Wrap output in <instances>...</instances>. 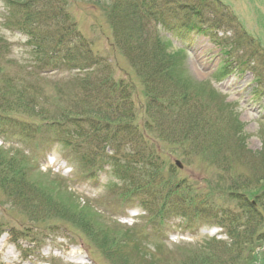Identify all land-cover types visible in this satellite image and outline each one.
<instances>
[{
	"label": "rangeland",
	"instance_id": "1",
	"mask_svg": "<svg viewBox=\"0 0 264 264\" xmlns=\"http://www.w3.org/2000/svg\"><path fill=\"white\" fill-rule=\"evenodd\" d=\"M5 1L0 0V44L11 49L0 50V55L5 57L7 52L11 57L0 62L1 111L16 114L20 121L33 120L41 127L74 115L86 119L94 115L89 111L83 83L102 87L122 83L128 102L133 104V123L145 124L159 160L164 159L159 170L164 180L192 187L191 203L201 194L207 199V214L219 220H203L205 224L198 225L194 234L185 233L184 222L176 220L144 231L150 236L140 235L150 215L124 203L125 185L114 179L111 167L97 169L72 163L60 147L48 151L39 144L40 137L28 134L26 140L16 137L0 142L6 148L0 151V264H237L229 256L228 248L233 244L229 232L246 228V216L254 209L251 200L258 218L251 216L253 222L247 228L260 240L251 238L248 247L253 251L247 259L256 257V264H264V199L255 195L264 193V0H189L200 12L197 23L202 21L205 32L223 43L224 51L232 57L217 47H198L204 42L194 33L188 42L183 40L185 43L171 38L174 33L168 32V24L174 30L175 23L185 26L195 20L181 16L174 20L160 5L169 21L150 18L141 26L140 21L131 19L132 24L124 26L127 33L121 35L115 25L118 16L113 24L109 20L113 0L61 1L59 10L67 12L81 38L77 36V43L64 42L59 49L63 59H57L56 68L34 75L29 89L22 84L13 88L11 81V75L19 72L29 56L25 35L11 28L22 14L4 7ZM56 28L51 26L48 32ZM64 36L68 37L67 32ZM118 36L149 39V46L143 49L151 47L157 37L162 41L170 38L163 58L159 53L156 58L152 55L150 63L164 65L180 58L185 69L183 82L175 74L172 84L159 78L147 80L148 88L154 95L159 91L163 99L156 95L159 101L144 98L134 60L136 47H126L127 40ZM83 50L90 55L85 56ZM66 51L72 54V61ZM93 58L100 65L91 64ZM225 63L229 64L227 73L221 70ZM110 92L107 89L108 95ZM118 113L117 120L128 121L120 110ZM181 114L204 123L197 139L186 134ZM76 142L83 148L94 145L79 139ZM175 160L182 163L181 170L175 168ZM135 174L140 177V170ZM149 186L153 192L164 189L163 181L156 185L152 179H143L138 185L140 189ZM54 194L60 195L48 203L43 201L42 197ZM146 194L150 193L145 191L138 197L146 199ZM134 200L141 204L140 199ZM124 234H128L123 244L127 255L119 262L112 254L116 255L114 245ZM13 238H19L17 246ZM105 249H111L110 257L104 255Z\"/></svg>",
	"mask_w": 264,
	"mask_h": 264
},
{
	"label": "trees",
	"instance_id": "2",
	"mask_svg": "<svg viewBox=\"0 0 264 264\" xmlns=\"http://www.w3.org/2000/svg\"><path fill=\"white\" fill-rule=\"evenodd\" d=\"M64 0H8L4 2V7H11L16 10L17 13L22 14V18L14 26L16 29L23 32L30 42L36 46V48L41 47V54L35 52V59L38 61L34 64V68H41L39 66H47L49 63H54L56 68L57 59H63L59 57V49L64 42L67 44H72L73 41L77 43L81 36L76 32L74 24L69 20L68 14L66 12H61L59 10V4ZM114 5L110 12L109 20L111 24L115 22L116 26L121 35L127 33L124 26H129L132 24L131 19L137 23L140 21V25H143L144 20L154 18L155 21L164 22L167 20L159 11V4H162L164 8L169 10L171 15L176 16L177 14H183L187 17L197 18L200 17V12L197 7L189 4V0H113ZM131 14V16H129ZM128 15V16H127ZM123 18V20H122ZM51 26H56L57 31H49ZM62 34V36H57V33ZM67 32V36L64 33ZM75 37V39H74ZM121 39L127 40L125 46L136 47L134 60L137 62L138 73L140 78L143 75H147V79L141 80L142 94L144 98H151L152 100H157V97L163 99V94L159 95V91L154 93L148 88L147 80L153 78H159L166 84L173 83V74L176 75L177 80L182 81L181 76L184 75V68L180 58L176 60V63L167 61L165 64L157 63L153 66L150 63L151 56L154 58L164 54L165 42H163L159 37H157L151 47L143 49L145 46H149V39L142 38L141 36H118ZM85 42H82L84 44ZM75 44V43H74ZM73 44V45H74ZM87 45V43H85ZM6 46H1L0 50L6 51ZM63 49V48H61ZM73 48H71L72 50ZM146 51H151L150 54ZM67 53V51H66ZM85 56L90 55V51L83 50ZM68 54V53H67ZM71 55V61L73 60L72 54L69 53L67 56ZM78 55V53L76 54ZM2 55H0V58ZM163 58V57H162ZM94 59V58H93ZM93 65H100V61L94 59ZM52 67V65L50 66ZM1 72V68H0ZM137 73V74H138ZM172 77V78H171ZM14 82H17L15 80ZM85 84V85H84ZM85 90L86 102L91 109L89 110L94 116H89V118H82L77 115L69 116L64 120H55L54 123L46 124L41 127V124H36L31 122L30 124L20 123L19 126H14L13 132L32 135H39L41 144L48 145H58L63 147L72 154V157L79 160L80 163L86 164H102L112 166L114 177L121 183L126 185L124 199H127V203H132L135 198L140 199L141 206L149 213L150 217L148 220L149 229L158 225L165 224L171 218H181L191 225L196 224L200 220L214 218L219 220L218 216H208L207 214L210 210L205 206L207 204V199L203 198L202 195L198 194L196 197L197 201L193 204L190 200V194H193L190 187L184 185V183L170 184L164 180L160 170V160L159 154L157 153L156 147L150 142L149 138L140 131L138 126L133 123L135 121V115L130 105L132 102H128L129 95L122 88L121 83L111 84L105 86H94L92 82L85 81L83 83ZM108 86V88H107ZM152 86V85H151ZM105 88L106 93L102 92ZM129 87V85H128ZM107 89H110L108 95ZM22 92L23 90L20 89ZM165 91V90H164ZM163 91V92H164ZM112 98H110V97ZM159 101V100H157ZM109 102H111L109 104ZM178 107H182L178 105ZM183 109V107L181 108ZM123 113V116L128 120L121 122L117 120L119 117L118 111ZM180 120L185 124L186 134L191 136L193 139H197V131L199 126H203L189 114L186 116L181 114ZM30 120V119H29ZM28 120V121H29ZM33 121V120H30ZM11 120L5 116L0 115V131L5 130L10 126ZM83 124L86 128H83ZM51 130V132H49ZM47 131L49 133H47ZM79 140L86 141L85 143L94 142V149H87L86 152H79V145L77 142ZM242 143V142H241ZM108 147L110 154H105V149ZM81 151V150H80ZM142 164L140 169V177L133 174V167L135 165ZM148 179L153 181V184H161L163 181L162 192H153V189L142 188L140 189L138 185L141 184L142 180ZM169 181V180H168ZM130 189V191H128ZM147 191L150 194H146V199L138 197L141 193ZM260 191V190H259ZM153 192V193H152ZM257 193L256 198L264 199V193ZM184 194V195H180ZM234 194V193H230ZM258 194H260L258 196ZM60 195V194H58ZM58 195L54 196H44L43 201L48 203L50 198H56ZM41 200V199H40ZM204 204H202V203ZM193 206V208H192ZM256 210H251V214L246 216L247 224L253 222L251 216L257 217ZM258 218V217H257ZM223 219V218H221ZM224 220H221V223ZM235 222H231L233 224ZM147 224V223H146ZM247 224L243 232L241 230H231V238L233 239V244L228 248L230 258H234L237 264H249L254 262L256 264V257L248 258L251 256L253 248H249L248 244H251V238L253 240L259 241L254 236V231L247 228ZM158 227V228H159ZM1 232V228H0ZM124 237H128V234H124ZM124 240H119L115 243L116 255L112 254L114 259L119 262L121 259L125 260L126 247L123 246ZM113 246V247H114ZM244 251L242 255L240 252ZM111 249H105L104 255L106 257L111 256ZM247 259V260H246ZM156 264L157 262H153ZM251 264V263H250Z\"/></svg>",
	"mask_w": 264,
	"mask_h": 264
},
{
	"label": "bare ground",
	"instance_id": "3",
	"mask_svg": "<svg viewBox=\"0 0 264 264\" xmlns=\"http://www.w3.org/2000/svg\"><path fill=\"white\" fill-rule=\"evenodd\" d=\"M204 42V45L203 46H201V45H198V47H204L205 49H210V48H212L211 47V45H209V44H206V42L205 41H203ZM2 242V240H0V243ZM0 247H1V244H0ZM8 256H9V254H8ZM8 256H6V257H8Z\"/></svg>",
	"mask_w": 264,
	"mask_h": 264
},
{
	"label": "water",
	"instance_id": "4",
	"mask_svg": "<svg viewBox=\"0 0 264 264\" xmlns=\"http://www.w3.org/2000/svg\"><path fill=\"white\" fill-rule=\"evenodd\" d=\"M179 165V164H178Z\"/></svg>",
	"mask_w": 264,
	"mask_h": 264
}]
</instances>
